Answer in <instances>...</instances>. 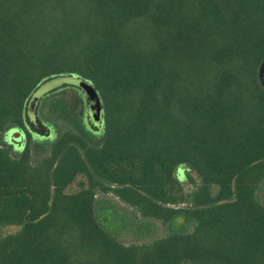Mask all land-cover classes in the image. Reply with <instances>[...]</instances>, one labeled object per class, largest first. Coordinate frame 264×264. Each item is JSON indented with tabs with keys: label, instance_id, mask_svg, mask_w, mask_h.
Returning a JSON list of instances; mask_svg holds the SVG:
<instances>
[{
	"label": "trees",
	"instance_id": "trees-1",
	"mask_svg": "<svg viewBox=\"0 0 264 264\" xmlns=\"http://www.w3.org/2000/svg\"><path fill=\"white\" fill-rule=\"evenodd\" d=\"M263 60L264 0H0V135L24 134L0 145V227H19L0 264H264ZM61 75L92 84L101 128L57 103L67 128L38 146L26 103ZM97 193L169 233L118 241Z\"/></svg>",
	"mask_w": 264,
	"mask_h": 264
},
{
	"label": "rangeland",
	"instance_id": "rangeland-1",
	"mask_svg": "<svg viewBox=\"0 0 264 264\" xmlns=\"http://www.w3.org/2000/svg\"><path fill=\"white\" fill-rule=\"evenodd\" d=\"M260 67L261 65L258 68V79L264 88L263 78L259 76ZM57 103H64L71 107L73 113L71 116L74 119L80 120V123H87L92 131H100L102 122L95 124L92 121L83 93L75 87L64 85L45 95L44 98L38 101L33 116L28 113L26 103L25 127L31 134L32 141L38 146H47L61 130L67 128L65 120L61 116H56L53 111ZM16 134L17 136L19 135L20 139L16 138ZM23 137L22 130L12 129L0 135V145L11 146L13 152L19 153L24 144ZM186 173H190V175L195 177L188 167H184L181 172H176V175L184 185V189L189 191L190 188L188 187L187 180H185ZM76 189L77 186L74 184L69 188V191L72 192ZM95 198L96 209L100 220L104 225L109 227L115 238L124 244L148 243L154 239L166 236L170 231L167 226L162 225L157 220H149L140 216H129L128 214L131 209L113 198L111 194L102 195L97 193ZM258 199L264 204V186L258 192ZM181 222V219L177 220V223ZM171 228L176 229L177 227L176 225H172ZM18 230L19 227L16 226L0 227V237L13 234Z\"/></svg>",
	"mask_w": 264,
	"mask_h": 264
},
{
	"label": "water",
	"instance_id": "water-1",
	"mask_svg": "<svg viewBox=\"0 0 264 264\" xmlns=\"http://www.w3.org/2000/svg\"><path fill=\"white\" fill-rule=\"evenodd\" d=\"M259 76L263 78L264 84V60L259 70ZM64 85L75 87L83 93L86 98L88 113L92 121L95 124L100 123L102 121L103 110L98 93L90 82L73 75H61L53 77L38 84V86L33 90L27 100L28 113L33 116L35 106L41 99V97ZM17 134L16 138L20 139L19 135L17 136ZM183 169L184 167L181 166L178 171L181 172Z\"/></svg>",
	"mask_w": 264,
	"mask_h": 264
}]
</instances>
